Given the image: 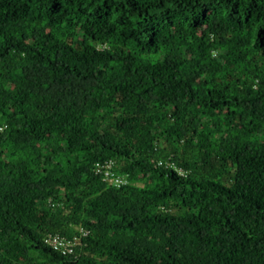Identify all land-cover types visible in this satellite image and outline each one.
Returning <instances> with one entry per match:
<instances>
[{
    "label": "trees",
    "instance_id": "16d2710c",
    "mask_svg": "<svg viewBox=\"0 0 264 264\" xmlns=\"http://www.w3.org/2000/svg\"><path fill=\"white\" fill-rule=\"evenodd\" d=\"M0 264H264V0H0Z\"/></svg>",
    "mask_w": 264,
    "mask_h": 264
},
{
    "label": "built area",
    "instance_id": "2783aa9c",
    "mask_svg": "<svg viewBox=\"0 0 264 264\" xmlns=\"http://www.w3.org/2000/svg\"><path fill=\"white\" fill-rule=\"evenodd\" d=\"M98 166V165H97ZM106 165L102 166V167H97V172H101L102 168L105 167ZM111 168V163H108L106 166V171H105V176H106V180H108L111 183H114L115 185H120L125 183L123 178L120 177H113L112 173L109 171V169ZM49 244L54 248V249H60L63 248L64 249V253H71L72 249L71 246L72 244L70 242H65L64 240H62L61 238H52V240L49 242Z\"/></svg>",
    "mask_w": 264,
    "mask_h": 264
}]
</instances>
